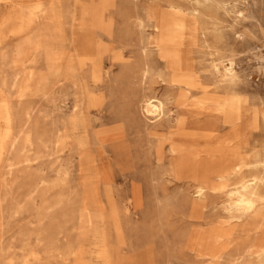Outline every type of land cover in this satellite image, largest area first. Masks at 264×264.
I'll return each instance as SVG.
<instances>
[{"label":"rangeland","instance_id":"rangeland-1","mask_svg":"<svg viewBox=\"0 0 264 264\" xmlns=\"http://www.w3.org/2000/svg\"><path fill=\"white\" fill-rule=\"evenodd\" d=\"M254 179L264 0H0V264H264V202L235 206Z\"/></svg>","mask_w":264,"mask_h":264},{"label":"bare ground","instance_id":"bare-ground-1","mask_svg":"<svg viewBox=\"0 0 264 264\" xmlns=\"http://www.w3.org/2000/svg\"><path fill=\"white\" fill-rule=\"evenodd\" d=\"M195 1V0H194ZM179 12V11H178ZM180 13V12H179ZM182 13V12H181ZM159 15V14H158ZM174 15H175V11H174ZM185 15V14H183ZM179 16L180 17H183L185 19L184 16ZM158 17V16H157ZM159 20V18H157ZM183 20V19H182ZM187 20V19H186ZM163 21H166V20H163ZM163 21L160 23H158V29L164 34L165 38H166V41L170 44H179L181 43L182 45H184V41L182 43V40H184V36H186V31H187V28H188V25L185 24L187 23V21L185 22H182L180 19H175V20H170V21H166V23ZM184 21V20H183ZM74 27V26H73ZM73 30V28H72ZM194 31V29H192ZM196 31V30H195ZM157 33V32H156ZM161 33V34H162ZM84 34H85V31H84ZM160 34V36H161ZM85 36V35H84ZM156 38V37H155ZM161 39H160V44H161ZM180 44V45H181ZM162 45V44H161ZM181 45V46H182ZM160 46V45H159ZM93 47H94V44L92 42V40L88 37L85 38L84 42L82 43L81 45V50L83 51L84 54H88L90 53L92 50H93ZM76 55V54H75ZM169 64L171 65V67H173V69L175 70L174 73H176V78H177V81H179L180 83H184V84H191L194 80L193 76L190 75L189 73H186L183 69V66H182V57H181V54H175L174 56H171L169 59ZM213 63V62H212ZM233 65V63L231 62L230 63V67ZM188 67H189V64H188ZM187 67V68H188ZM222 67V68H221ZM229 67V66H228ZM226 68V66H222V64L218 63V64H214L213 66V69L217 74H220V78H221V82L222 83H225V84H231L234 82L235 80V73L233 71L232 68ZM212 76V74H211ZM219 76V75H218ZM214 78H217L215 76H213ZM220 80V79H218ZM184 86V85H183ZM160 111V109L155 106V105H152V104H149L147 106V112L150 113V114H154L156 112ZM179 145V144H178ZM211 150V149H210ZM205 153V152H204ZM234 153V152H233ZM215 154V153H214ZM219 154V153H218ZM235 155H238L236 154V152L234 153ZM207 155H209L207 153ZM211 156V155H210ZM219 157V155H217ZM203 158V157H202ZM234 158V157H233ZM240 158V157H239ZM238 158V159H239ZM206 159V158H205ZM231 159V158H230ZM236 158V160H238ZM225 160V159H224ZM229 160V159H228ZM201 161V160H200ZM227 161V160H226ZM213 161H211L212 163ZM238 162V161H237ZM207 163V161H206ZM210 163V162H209ZM227 163V162H226ZM250 164V163H249ZM211 165V164H210ZM215 166V165H214ZM209 170H206L205 172L202 173V180L203 181H208L210 182V175L212 174H223V173H226L227 171H236V172H239L241 173L242 172V168H243V165L240 164V163H233L231 162V164H219L217 166H215ZM247 166V165H246ZM245 166V167H246ZM207 167V165H206ZM250 167V166H249ZM209 168V167H208ZM247 170V169H246ZM230 173V172H229ZM233 173V172H232ZM225 177V176H224ZM222 178V177H220ZM223 179V178H222ZM219 180V179H218ZM256 181L257 179H254L252 181H245L243 182V184L241 185V187L239 189H237V198H236V203H235V206L237 209L239 210H246V211H250L252 209H254L256 207V204L258 202H264V197L263 196H260L256 190ZM211 183V182H210ZM209 183V184H210ZM207 186V185H205ZM264 239V238H263ZM255 248H257L255 246ZM254 248V249H255ZM253 249V250H254ZM256 250V249H255ZM257 252V251H256ZM260 254H264V245H262L260 247V251H259ZM257 254V253H256ZM249 255V254H248Z\"/></svg>","mask_w":264,"mask_h":264}]
</instances>
